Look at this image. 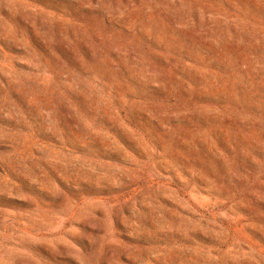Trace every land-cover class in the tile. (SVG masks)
Wrapping results in <instances>:
<instances>
[{
	"label": "rangeland",
	"instance_id": "374dc122",
	"mask_svg": "<svg viewBox=\"0 0 264 264\" xmlns=\"http://www.w3.org/2000/svg\"><path fill=\"white\" fill-rule=\"evenodd\" d=\"M0 264H264V0H0Z\"/></svg>",
	"mask_w": 264,
	"mask_h": 264
}]
</instances>
